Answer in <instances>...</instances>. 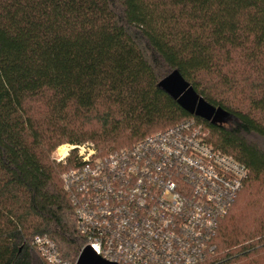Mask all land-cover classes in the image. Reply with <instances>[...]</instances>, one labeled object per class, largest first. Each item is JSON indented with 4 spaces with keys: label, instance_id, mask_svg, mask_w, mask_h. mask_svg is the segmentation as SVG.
<instances>
[{
    "label": "trees",
    "instance_id": "1",
    "mask_svg": "<svg viewBox=\"0 0 264 264\" xmlns=\"http://www.w3.org/2000/svg\"><path fill=\"white\" fill-rule=\"evenodd\" d=\"M174 72L221 121L164 88ZM191 118L249 170L215 259L264 264V0H0V264H51L36 235L70 261L86 242L59 145L105 154Z\"/></svg>",
    "mask_w": 264,
    "mask_h": 264
},
{
    "label": "built area",
    "instance_id": "2",
    "mask_svg": "<svg viewBox=\"0 0 264 264\" xmlns=\"http://www.w3.org/2000/svg\"><path fill=\"white\" fill-rule=\"evenodd\" d=\"M206 135L191 118L105 154L91 141L59 145L83 247L117 264H221L213 238L249 170ZM33 244L51 264H77L48 236Z\"/></svg>",
    "mask_w": 264,
    "mask_h": 264
},
{
    "label": "water",
    "instance_id": "3",
    "mask_svg": "<svg viewBox=\"0 0 264 264\" xmlns=\"http://www.w3.org/2000/svg\"><path fill=\"white\" fill-rule=\"evenodd\" d=\"M162 85L174 96H178L180 102L191 112H196L202 116L212 119L213 122L222 120L223 115L214 116L215 108L207 104L202 96H199L189 83L186 82L177 72H174L171 77L165 79ZM77 264H117L112 261L104 259L96 251H94L89 245L84 246L78 257Z\"/></svg>",
    "mask_w": 264,
    "mask_h": 264
},
{
    "label": "rangeland",
    "instance_id": "4",
    "mask_svg": "<svg viewBox=\"0 0 264 264\" xmlns=\"http://www.w3.org/2000/svg\"><path fill=\"white\" fill-rule=\"evenodd\" d=\"M65 143H69V142H65ZM65 143H63V144H65ZM63 144H61V145H63ZM52 156H53V153H52Z\"/></svg>",
    "mask_w": 264,
    "mask_h": 264
}]
</instances>
